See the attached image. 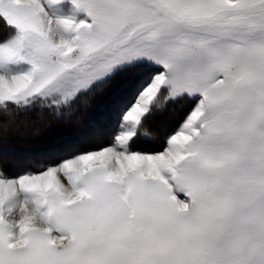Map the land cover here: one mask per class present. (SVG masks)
<instances>
[{
    "label": "snow or ice",
    "instance_id": "1",
    "mask_svg": "<svg viewBox=\"0 0 264 264\" xmlns=\"http://www.w3.org/2000/svg\"><path fill=\"white\" fill-rule=\"evenodd\" d=\"M69 2L90 23L52 13L63 0H0V135L34 109L71 115L124 69L148 75L101 116L118 119L109 145L0 168V264H264V0ZM185 98L162 150L134 149Z\"/></svg>",
    "mask_w": 264,
    "mask_h": 264
},
{
    "label": "rangeland",
    "instance_id": "2",
    "mask_svg": "<svg viewBox=\"0 0 264 264\" xmlns=\"http://www.w3.org/2000/svg\"><path fill=\"white\" fill-rule=\"evenodd\" d=\"M51 12L58 16L74 15L76 22L86 20L90 23V18L83 11H74L69 0H63V3L51 9ZM5 35L2 26H0V39H4ZM147 75L148 70L142 66L124 69L116 73V77L113 76L104 84L93 89L92 92L76 100L71 110L64 109L65 113L71 111V115H61L67 122L55 124L54 134L51 132L54 126L48 125L50 121L42 116H37L32 111L27 114V123L23 122L25 117L22 116L21 122L0 135V168L9 176H19L28 171H37L36 165L41 162H56L75 152L98 150L100 147L109 145L112 142L111 135L117 129L118 119L115 117H109L107 120L101 119L106 110L101 108L108 107L113 101V96L121 98L125 104L130 103L138 90L137 86L146 79ZM193 106V102L187 98L168 101L161 111H155L145 122L148 131L153 135L150 138L140 137L133 145L134 149L138 148L142 151L162 150L164 137L179 127ZM97 117L99 119L95 120ZM93 123L95 127L92 126ZM57 128L59 129L55 130ZM73 133H80L79 139L83 140L84 143L80 148L73 146L59 153L56 157L47 156L40 150L28 152L16 150L17 148L15 151L13 148L18 144L25 143L26 147L31 150L34 144H40L38 140L44 135L71 137ZM17 162L24 164L22 170L20 169L18 172L15 170L18 166Z\"/></svg>",
    "mask_w": 264,
    "mask_h": 264
},
{
    "label": "trees",
    "instance_id": "3",
    "mask_svg": "<svg viewBox=\"0 0 264 264\" xmlns=\"http://www.w3.org/2000/svg\"><path fill=\"white\" fill-rule=\"evenodd\" d=\"M115 77H116V75H115ZM136 77V76H135ZM110 95H111V93H110ZM113 98V100L116 98V96H113L112 97ZM101 109H107V107L105 106V107H102ZM39 111V109H34L33 110V112L35 113V114H37V112ZM103 115V114H102ZM43 118H45V119H47V120H49L50 121V123L48 124V125H50V126H54L51 130V132H53V134H54V128H55V124L56 125H58L57 123H63V122H67V120H65V118L64 117H62V116H60L59 118H57L56 116H55V114L54 113H49L47 110H45L44 111V114H43V116H42ZM99 119V117H97V119L95 118V120H98ZM108 119V118H107ZM106 119V120H107ZM94 120V119H93ZM60 128V127H59ZM59 128H57V129H55V130H58ZM48 135V134H47ZM47 135H44L42 138H39V140H38V142L40 143L39 145H38V143H36V144H34L33 145V147L31 148V150H30V148H28V147H26V145H25V143L24 144H18V145H16V146H14L13 148H14V150L16 149V150H21V151H32V150H40V151H42V152H44V148H45V146H47V145H49L50 143H52L54 140H56L57 138H59L60 136H57V135H52V136H47ZM72 136L71 137H73V138H76V143H74L73 145H72V147L74 146V147H79L80 148V146L84 143L83 142V140H80L79 139V135H80V133H77V134H71ZM64 137V136H63ZM44 141V142H43ZM47 144H46V143ZM38 145V146H37ZM37 146V147H36ZM37 148V149H36ZM71 148V147H70ZM15 150V151H16ZM68 150V149H67ZM66 151V150H65ZM62 152H64V151H62ZM17 165L18 166H16V168H15V170L18 172V171H20V169L22 170V168H23V166H24V164H22V163H20V162H17Z\"/></svg>",
    "mask_w": 264,
    "mask_h": 264
},
{
    "label": "clouds",
    "instance_id": "4",
    "mask_svg": "<svg viewBox=\"0 0 264 264\" xmlns=\"http://www.w3.org/2000/svg\"><path fill=\"white\" fill-rule=\"evenodd\" d=\"M52 38L53 39H56L58 42L61 41L63 39V37L57 32L55 31V29L53 30V33H52ZM15 218V217H14ZM13 218V219H14ZM35 226L37 227H40V228H43L45 227L39 220L35 221L34 222ZM57 243H60L59 240H57Z\"/></svg>",
    "mask_w": 264,
    "mask_h": 264
}]
</instances>
